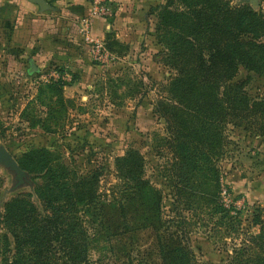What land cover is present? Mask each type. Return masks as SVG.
Listing matches in <instances>:
<instances>
[{
  "label": "rangeland",
  "instance_id": "374dc122",
  "mask_svg": "<svg viewBox=\"0 0 264 264\" xmlns=\"http://www.w3.org/2000/svg\"><path fill=\"white\" fill-rule=\"evenodd\" d=\"M114 1L108 0V14L102 16L108 30L104 37L95 38V52L86 54L84 68L40 61L39 68L32 71L28 66L15 64L7 40L8 27L2 26L0 146L16 160L31 147L39 146L57 149L62 162L79 174L98 168L102 173L101 193L108 192L119 181L116 159L130 150L138 151L145 159L144 178L162 194L161 211L166 228L174 220H181L197 263L225 264L232 244L228 240L224 245L220 240L215 205H219L216 204L219 199L231 205L241 215L242 228L257 232L258 228L251 225L256 210L264 208V140L229 126L228 135L233 143L226 148L225 155L219 157V152L213 155L218 171L211 182L213 192L207 200L197 199L187 205L182 198L185 204H179L169 179L173 156L167 123L155 112L163 88L174 75L167 65L169 50L166 49L174 37H167L165 28L161 27L160 13L152 11L166 5L167 0H156L153 6L143 4L145 0H132L127 8L121 4V12L113 6ZM224 1L230 8L242 5L264 16V0ZM49 2L61 5L63 0ZM201 2L195 0L194 9H200ZM215 2L219 4V0ZM188 5V0H173L170 10L187 12ZM131 8L135 9L134 14ZM86 45L88 49L92 46ZM237 80L247 81L250 97L264 96V73L241 68ZM28 174L32 186L13 190L15 174L0 165L1 203L21 193L34 194V180L41 183L44 173ZM213 198L215 201L208 202ZM34 200L43 209L35 197ZM1 211L4 212V205ZM125 215L122 221L129 230L112 240L105 234L93 235V229L89 228L92 220L82 215L91 237L90 260L94 264L160 263L154 248L155 232L141 223L138 228L132 214ZM7 256L10 257L3 250L0 261Z\"/></svg>",
  "mask_w": 264,
  "mask_h": 264
},
{
  "label": "trees",
  "instance_id": "16d2710c",
  "mask_svg": "<svg viewBox=\"0 0 264 264\" xmlns=\"http://www.w3.org/2000/svg\"><path fill=\"white\" fill-rule=\"evenodd\" d=\"M171 1L152 9L160 13L167 37H174L166 46L167 65L174 75L163 88L155 112L167 123L173 196L179 204L190 205L207 200L213 192L211 182L218 176L213 155H225L233 143L229 126L264 140V96L250 97L247 81L237 80L241 68L264 73V16L242 5L230 8L224 0L219 4L203 0L200 9H194L195 0H188V11L175 13ZM58 152L33 146L17 160L31 175L44 174L41 183L33 179L34 194L21 193L0 202V253L10 255L0 264H94L82 215L92 220L93 235L105 234L112 240L129 230L122 221L128 212L138 228L141 223L155 232L154 248L161 258L157 264H198L183 222L174 220L166 228L162 194L144 178L145 159L138 151L116 159L119 181L104 194L98 168L79 174L62 162ZM1 180L0 176V185ZM215 183L217 187L218 180ZM216 204L220 240L232 244L225 264H264V208H258L252 218L251 226L258 228L253 232L242 228L241 215L231 205L220 199Z\"/></svg>",
  "mask_w": 264,
  "mask_h": 264
},
{
  "label": "crops",
  "instance_id": "0c3cea01",
  "mask_svg": "<svg viewBox=\"0 0 264 264\" xmlns=\"http://www.w3.org/2000/svg\"><path fill=\"white\" fill-rule=\"evenodd\" d=\"M46 1V10L30 0L1 1L0 29L4 24L8 27L14 63L29 69L32 62L39 68L40 61L84 68L87 62L83 59L89 53L84 33L94 39L104 37L108 30L106 19L93 15L90 0H63L61 5ZM154 1L145 0L143 4L153 6ZM131 3L132 0H115L113 6L121 12V4L127 8ZM129 10L134 14V8Z\"/></svg>",
  "mask_w": 264,
  "mask_h": 264
},
{
  "label": "water",
  "instance_id": "95a60500",
  "mask_svg": "<svg viewBox=\"0 0 264 264\" xmlns=\"http://www.w3.org/2000/svg\"><path fill=\"white\" fill-rule=\"evenodd\" d=\"M30 1L37 4L42 10L49 9V5L46 0ZM31 65L32 71L38 69L34 62H32ZM0 165H3L15 174L16 184L14 185L13 190H17L25 186H32L33 182L31 181L29 174L19 166L16 158L3 146H0Z\"/></svg>",
  "mask_w": 264,
  "mask_h": 264
},
{
  "label": "built area",
  "instance_id": "2783aa9c",
  "mask_svg": "<svg viewBox=\"0 0 264 264\" xmlns=\"http://www.w3.org/2000/svg\"><path fill=\"white\" fill-rule=\"evenodd\" d=\"M91 4L94 16L102 17L108 14V0H92ZM84 35L85 43L88 45H92L91 48L89 47L88 49L89 52L94 53V46L97 44V42L87 32H85Z\"/></svg>",
  "mask_w": 264,
  "mask_h": 264
}]
</instances>
